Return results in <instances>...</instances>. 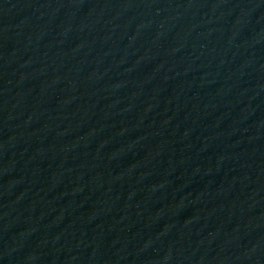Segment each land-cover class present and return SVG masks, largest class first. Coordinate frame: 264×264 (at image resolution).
<instances>
[{"label": "water", "instance_id": "obj_1", "mask_svg": "<svg viewBox=\"0 0 264 264\" xmlns=\"http://www.w3.org/2000/svg\"><path fill=\"white\" fill-rule=\"evenodd\" d=\"M0 264H264V0H0Z\"/></svg>", "mask_w": 264, "mask_h": 264}]
</instances>
